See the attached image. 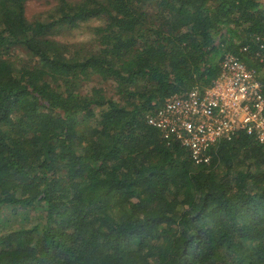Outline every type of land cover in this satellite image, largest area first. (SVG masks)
Instances as JSON below:
<instances>
[{"label": "trees", "instance_id": "1", "mask_svg": "<svg viewBox=\"0 0 264 264\" xmlns=\"http://www.w3.org/2000/svg\"><path fill=\"white\" fill-rule=\"evenodd\" d=\"M26 1L0 0V264H264V144L197 164L147 121L227 51L258 67L264 0Z\"/></svg>", "mask_w": 264, "mask_h": 264}, {"label": "built area", "instance_id": "2", "mask_svg": "<svg viewBox=\"0 0 264 264\" xmlns=\"http://www.w3.org/2000/svg\"><path fill=\"white\" fill-rule=\"evenodd\" d=\"M253 44L258 67L227 51L210 85L173 94L148 116L164 140L179 142L197 164H209L213 149L241 131L264 144V41L256 37L241 51L249 52Z\"/></svg>", "mask_w": 264, "mask_h": 264}, {"label": "rangeland", "instance_id": "3", "mask_svg": "<svg viewBox=\"0 0 264 264\" xmlns=\"http://www.w3.org/2000/svg\"><path fill=\"white\" fill-rule=\"evenodd\" d=\"M57 5V0H27L26 14L29 19L39 17L40 14L48 12ZM100 20H91L81 25V27L73 30H63L58 39L64 42H87L92 41V33L90 26H95ZM5 212V211H4ZM1 213V211H0Z\"/></svg>", "mask_w": 264, "mask_h": 264}]
</instances>
